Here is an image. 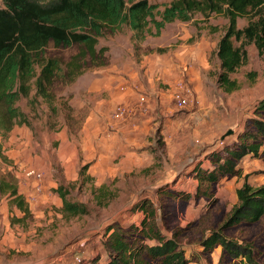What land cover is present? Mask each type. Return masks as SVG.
<instances>
[{
  "label": "rangeland",
  "instance_id": "rangeland-1",
  "mask_svg": "<svg viewBox=\"0 0 264 264\" xmlns=\"http://www.w3.org/2000/svg\"><path fill=\"white\" fill-rule=\"evenodd\" d=\"M170 1L149 0L158 9ZM246 22L239 18L237 26ZM226 25L223 15L197 13L193 20L165 24L159 35H139L125 25L105 30L96 46L106 47L104 64L84 60L72 80L62 73L78 47L50 44L47 56L59 58L64 68L50 88L52 100L36 96L32 87L17 101L29 124L0 134V177L16 183L29 208L25 214L0 195V264H90L94 256L104 264L105 227L114 220L138 222L145 213L131 208L143 200L164 234L180 230L189 264H240L220 259V246L204 252L200 241L224 222L245 180L264 184V151L242 157L241 175L222 178L211 202L192 197L197 181L190 175L195 164L210 166L208 153L248 128L254 104L264 96V55L252 43L244 47L246 63L230 74L237 88L228 92L218 83L217 41ZM131 65L141 73L150 68L145 82L128 86L112 77L107 83L108 75ZM121 92L123 98H116ZM177 92L187 98L185 107L176 105ZM118 108L124 114L115 119ZM59 186L89 212L64 214ZM225 234L249 242L256 263L264 264V216Z\"/></svg>",
  "mask_w": 264,
  "mask_h": 264
},
{
  "label": "trees",
  "instance_id": "trees-1",
  "mask_svg": "<svg viewBox=\"0 0 264 264\" xmlns=\"http://www.w3.org/2000/svg\"><path fill=\"white\" fill-rule=\"evenodd\" d=\"M158 7L149 0H0V134H7L15 125L29 124L17 101L27 96L32 87L36 96L52 100L50 88L64 68L59 58L47 56L50 44L55 48L78 47V54L65 64L62 73L72 80L81 73L84 60L104 64L106 47L96 46L105 30L115 31L125 25L139 35H159L165 24L193 20L197 13L203 18L223 15L227 25L217 41V81L228 92L237 88L230 74L247 61L245 45L252 43L264 55V0H171L162 9ZM239 18L246 19L245 26H237ZM194 22L198 24L197 20ZM253 116L248 128L237 132L231 143L208 153L209 167L201 163L192 167L190 175L197 181L192 197L213 201L214 188L222 178L241 175L242 157L261 155L264 96L254 104ZM55 191L62 200L64 214L78 216L89 212L86 203L69 200L62 186ZM0 194L11 197L17 209L29 214L13 180L0 177ZM173 194L183 200L191 198L183 191ZM236 196L237 203L224 222L210 230L200 246L204 252L220 246V259L226 256L239 259L240 264H257L251 244L229 238L225 230L238 224H254L264 216V184L253 186L245 180L236 189ZM131 209L145 214L138 222L123 224L114 220L104 229V264H189L178 240L180 230L170 236L164 234L155 210L145 200ZM98 260L94 256L90 264H99Z\"/></svg>",
  "mask_w": 264,
  "mask_h": 264
},
{
  "label": "crops",
  "instance_id": "crops-1",
  "mask_svg": "<svg viewBox=\"0 0 264 264\" xmlns=\"http://www.w3.org/2000/svg\"><path fill=\"white\" fill-rule=\"evenodd\" d=\"M150 68L146 69L144 73H141V70L136 71V67L134 65H131V69L129 70H121V71H116L118 75H108L107 76V83L110 84L109 82H112V77H118L121 82L126 83L128 86L133 85L135 86L136 83L139 82L141 84L142 82H145V80L149 77L150 73ZM150 79V78H149ZM148 79V80H149ZM141 82V83H140ZM116 98L120 99L123 98V92L121 93H115ZM18 188V186H17ZM19 192V190H18ZM1 195V194H0Z\"/></svg>",
  "mask_w": 264,
  "mask_h": 264
},
{
  "label": "built area",
  "instance_id": "built-area-1",
  "mask_svg": "<svg viewBox=\"0 0 264 264\" xmlns=\"http://www.w3.org/2000/svg\"><path fill=\"white\" fill-rule=\"evenodd\" d=\"M174 99H175L176 105L179 107H185L188 104L187 98L178 92L175 93ZM123 114H124V110L121 108H118V110H116L112 113V117L115 119H119L123 116ZM30 173L31 172H29L28 174H30Z\"/></svg>",
  "mask_w": 264,
  "mask_h": 264
},
{
  "label": "water",
  "instance_id": "water-1",
  "mask_svg": "<svg viewBox=\"0 0 264 264\" xmlns=\"http://www.w3.org/2000/svg\"><path fill=\"white\" fill-rule=\"evenodd\" d=\"M231 131H229L228 133H230ZM221 138H224V136H222Z\"/></svg>",
  "mask_w": 264,
  "mask_h": 264
}]
</instances>
